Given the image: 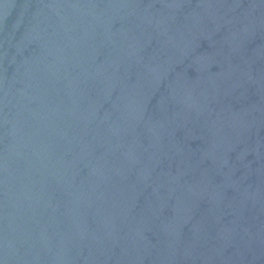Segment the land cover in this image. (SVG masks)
Returning a JSON list of instances; mask_svg holds the SVG:
<instances>
[{
    "label": "water",
    "instance_id": "obj_1",
    "mask_svg": "<svg viewBox=\"0 0 264 264\" xmlns=\"http://www.w3.org/2000/svg\"><path fill=\"white\" fill-rule=\"evenodd\" d=\"M0 264H264V0H0Z\"/></svg>",
    "mask_w": 264,
    "mask_h": 264
}]
</instances>
